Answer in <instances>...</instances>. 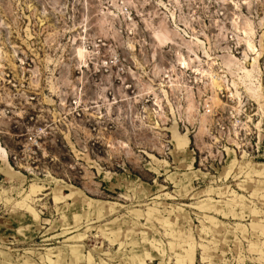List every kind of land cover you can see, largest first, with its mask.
Masks as SVG:
<instances>
[{
    "label": "rangeland",
    "instance_id": "1",
    "mask_svg": "<svg viewBox=\"0 0 264 264\" xmlns=\"http://www.w3.org/2000/svg\"><path fill=\"white\" fill-rule=\"evenodd\" d=\"M236 3L0 0V264H264V105L207 115L189 51L244 50Z\"/></svg>",
    "mask_w": 264,
    "mask_h": 264
},
{
    "label": "bare ground",
    "instance_id": "2",
    "mask_svg": "<svg viewBox=\"0 0 264 264\" xmlns=\"http://www.w3.org/2000/svg\"><path fill=\"white\" fill-rule=\"evenodd\" d=\"M248 1H244L243 4H247ZM241 7L236 3L235 6V12H234V17L233 20H231L232 24V38L234 40H238L240 45L244 46V50L242 52V59H238L237 57H233L231 53V47H228L227 51L232 57L231 63L226 62V71L229 73L230 68L233 66V71H230V76L234 77V81L230 84L228 81L227 85L228 86V92L230 93L232 98H237L239 101L242 99V95L244 92L251 97L259 105V111L262 110V106L264 105V97L261 94V77H260V72L258 69L257 61L258 58L260 57L259 50L257 48V45L255 43V33H256V26H260V28H264V17L261 18L257 24L250 19L249 17H244L242 14ZM228 32H230L228 30ZM230 32V33H231ZM153 38L155 41L161 45H166L167 44V38H168V32H154L153 33ZM193 45H196L197 47L199 46L200 40L198 36H194L193 38ZM190 50V55L193 56L191 58V61H199L203 62L204 59L201 58V56L198 55V51L192 48H189ZM227 50V49H226ZM200 51V50H199ZM85 50L83 47H78L75 50L76 57L81 59L82 61L85 60ZM213 51L209 52L208 54V65L211 67V70H206L210 76L212 77L211 79V84L210 87L212 89V96L209 97L208 99L212 100L211 105L217 106L216 102L220 101V98H218V90L221 89V81L218 79V77L214 76V67L217 64V60H215V57H213ZM179 64L183 67L182 68H188L189 63L186 61V59L182 56L179 58ZM201 66V65H199ZM229 70V71H228ZM195 71L199 72L200 74L203 73L202 68H196ZM205 71V70H204ZM259 72V77L258 73ZM205 74V73H204ZM203 74V75H204ZM171 86H174V84H171ZM244 87V90H241L240 88ZM167 90H163V92H166ZM155 105L157 107V113L161 114V111L163 110V105H162V99L159 97V95L156 94L155 96ZM194 102L191 101L189 110L191 111L194 108ZM208 104L203 105L205 113L207 115H214L215 111L217 108L212 109V107L207 108ZM208 110L211 111L208 113ZM163 113V111H162ZM255 115H258V113H255ZM203 122V121H202ZM258 124H261V121L258 122ZM203 128V127H202ZM180 143V142H179ZM235 152V151H234ZM234 152L231 151V157H234ZM6 157H8V153L4 150L3 154H0V160L1 161H6ZM235 163V159L233 158L230 161V165L232 166ZM230 166V167H231ZM252 168L255 171H260V169H264V162L256 163ZM33 191L36 189V186H32Z\"/></svg>",
    "mask_w": 264,
    "mask_h": 264
},
{
    "label": "built area",
    "instance_id": "3",
    "mask_svg": "<svg viewBox=\"0 0 264 264\" xmlns=\"http://www.w3.org/2000/svg\"><path fill=\"white\" fill-rule=\"evenodd\" d=\"M230 38L233 39L232 34H230ZM254 39H255V43L257 45V48L259 50V53H260V57L258 58L257 65H258V69H259L260 77H261V83H260L261 84V94L264 97V28L262 29V32L260 34H258V37L256 38V36H255ZM209 52H211V50H203L204 64L201 65V68L203 70V73H201V76L205 80V82H204L205 85H207L208 88L211 90L210 84H211L212 77L206 71V70H211V67L207 63L209 61L208 60ZM240 52L241 51L237 47L231 48V53H232L233 57H237L239 59ZM242 52H241V57H242ZM212 55H213V57H215V60H217V64L214 67L215 70L213 72L214 76L218 77V79L222 83L221 89L218 90V97L221 99V98H224L225 96H228V95H226V92L228 91V86H226V85L229 82V79H230V84L232 83L231 82L232 77L230 75H227L228 73L226 74V72H227L226 71V62H227L228 58L230 59V55L227 51L225 54L223 53L222 55H215L214 53ZM211 74H212V70H211ZM229 74H231V73L229 72ZM224 91H225V93H224ZM229 98H232L230 94H229ZM205 101H207V100H205ZM205 104H208V103H205ZM208 105L210 107H212V109L214 110V107L211 104H208ZM208 105H207V108H210ZM226 105H227V103H226ZM219 108L220 107H218L216 109L214 115L219 113V111H218ZM210 112L211 111L208 110V113H210ZM214 128H215V131L218 132L219 134L222 132L223 133L225 132V124H224V121L222 120L221 117L217 118L216 123L214 124ZM258 142H259V145L256 146L257 152L260 150L261 147L263 148L264 139H261Z\"/></svg>",
    "mask_w": 264,
    "mask_h": 264
}]
</instances>
